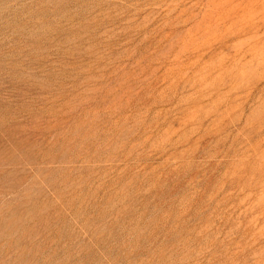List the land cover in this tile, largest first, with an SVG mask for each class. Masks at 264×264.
I'll use <instances>...</instances> for the list:
<instances>
[{"label": "rangeland", "instance_id": "374dc122", "mask_svg": "<svg viewBox=\"0 0 264 264\" xmlns=\"http://www.w3.org/2000/svg\"><path fill=\"white\" fill-rule=\"evenodd\" d=\"M0 264H264V0H0Z\"/></svg>", "mask_w": 264, "mask_h": 264}]
</instances>
